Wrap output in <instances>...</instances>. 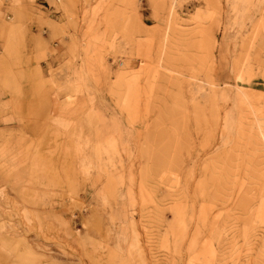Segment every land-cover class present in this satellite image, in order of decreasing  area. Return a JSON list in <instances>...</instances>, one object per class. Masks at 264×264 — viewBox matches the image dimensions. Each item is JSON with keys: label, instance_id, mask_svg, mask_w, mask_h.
Instances as JSON below:
<instances>
[{"label": "rangeland", "instance_id": "rangeland-1", "mask_svg": "<svg viewBox=\"0 0 264 264\" xmlns=\"http://www.w3.org/2000/svg\"><path fill=\"white\" fill-rule=\"evenodd\" d=\"M0 264H264V0H0Z\"/></svg>", "mask_w": 264, "mask_h": 264}]
</instances>
